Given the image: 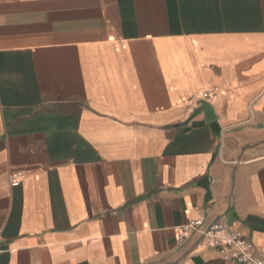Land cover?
Segmentation results:
<instances>
[{
	"label": "crops",
	"instance_id": "0c3cea01",
	"mask_svg": "<svg viewBox=\"0 0 264 264\" xmlns=\"http://www.w3.org/2000/svg\"><path fill=\"white\" fill-rule=\"evenodd\" d=\"M200 217L264 252V0H0V264H234Z\"/></svg>",
	"mask_w": 264,
	"mask_h": 264
},
{
	"label": "built area",
	"instance_id": "2783aa9c",
	"mask_svg": "<svg viewBox=\"0 0 264 264\" xmlns=\"http://www.w3.org/2000/svg\"><path fill=\"white\" fill-rule=\"evenodd\" d=\"M209 93H201L199 99H210ZM20 184L19 176L13 177L12 186ZM195 239L197 245L215 250L225 262L234 264H264V252L255 254L253 243L240 231H231L220 222H207L204 217L182 226L179 231L178 243L183 245Z\"/></svg>",
	"mask_w": 264,
	"mask_h": 264
},
{
	"label": "water",
	"instance_id": "95a60500",
	"mask_svg": "<svg viewBox=\"0 0 264 264\" xmlns=\"http://www.w3.org/2000/svg\"><path fill=\"white\" fill-rule=\"evenodd\" d=\"M204 113L206 117L207 122H213L215 121V115L212 107L209 104L204 105Z\"/></svg>",
	"mask_w": 264,
	"mask_h": 264
}]
</instances>
